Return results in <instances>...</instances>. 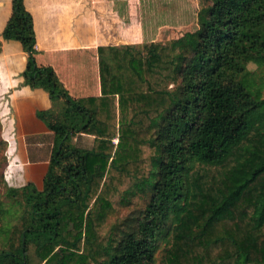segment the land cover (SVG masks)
Returning a JSON list of instances; mask_svg holds the SVG:
<instances>
[{
	"label": "trees",
	"instance_id": "trees-1",
	"mask_svg": "<svg viewBox=\"0 0 264 264\" xmlns=\"http://www.w3.org/2000/svg\"><path fill=\"white\" fill-rule=\"evenodd\" d=\"M198 2L196 31L145 46L146 64L153 73L159 62L169 67L173 86L160 90L157 114L147 111L148 173L109 198L116 100L75 99L52 66L39 65L32 15L25 0H13L3 37L29 53L23 84L68 107L65 120L48 122L55 145L43 189L12 187L0 175V264H157L161 239L168 244L161 264H264V96L247 67L264 63V0ZM129 53L124 82L111 80L120 84L119 105L126 94L147 96ZM78 133L95 134L94 146L72 143ZM148 195L124 232L110 224Z\"/></svg>",
	"mask_w": 264,
	"mask_h": 264
},
{
	"label": "crops",
	"instance_id": "crops-1",
	"mask_svg": "<svg viewBox=\"0 0 264 264\" xmlns=\"http://www.w3.org/2000/svg\"><path fill=\"white\" fill-rule=\"evenodd\" d=\"M25 7L33 18L37 63L52 66L75 99L119 100L120 84L111 80L124 82L127 48L156 43H143L142 0H25ZM12 14L13 0H0L4 175L9 186L33 184L43 189L55 145L48 122L65 120L68 105L63 97L52 99L47 90L23 84L29 53L20 41L3 37ZM95 142V134L78 133L72 138L82 148Z\"/></svg>",
	"mask_w": 264,
	"mask_h": 264
},
{
	"label": "rangeland",
	"instance_id": "rangeland-1",
	"mask_svg": "<svg viewBox=\"0 0 264 264\" xmlns=\"http://www.w3.org/2000/svg\"><path fill=\"white\" fill-rule=\"evenodd\" d=\"M199 10L200 5L198 0H142V11L143 16H145L143 43L155 41L165 44L168 40L177 38L186 32L196 31L199 28ZM150 47L153 49L152 45H150ZM129 49H131V54H127V59H129V57L131 59L133 58L132 65L136 63L139 66L137 67L138 70L143 72L141 75L146 77V80L143 82V88L141 89L147 92V96H143L145 100L138 101L133 98V96L129 99L128 97L130 96L126 94V102L124 101L119 105V101L116 100L114 107L116 109L111 111L113 112V114H111L113 118L111 117L109 119L110 122L111 120H117L116 125H119L117 123L119 122L121 126L115 129L113 128V130L118 133L114 138L110 137L106 131V136L107 138H112L111 144L114 147L113 151H111L112 157L107 163V175L104 179V182L110 180V182H108L110 194L106 196L109 198L116 192L119 193L126 190L124 187L129 181L148 173L152 154L149 149L148 140H146V138H148L146 137L148 128L145 127V124H147L149 118L147 111L151 109V116L157 114V104L155 106V102H157L158 96H160V90L164 89L165 86H167L168 89L173 86V83L169 82V78L166 77V75L170 73L169 67L166 69V67L159 62L162 68H158L156 72L153 73L154 70L149 62L146 64V61H144L142 54H147L148 47L138 45L134 50L128 47L127 50L129 51ZM157 49L166 59L165 49L161 46H158ZM247 67L252 72L251 75L254 78V80L251 78L252 87L256 89L260 88L264 96V63L257 64L250 62ZM146 69L149 70V72H147ZM3 100L4 99L0 100V139H3V116L1 114ZM116 113H120L119 119H115ZM109 133L113 134L112 132ZM121 141H124V143ZM131 142H133V144ZM5 152L6 146L0 145V175L4 174L6 167L7 160ZM115 188L120 190L115 191ZM6 191V187L2 186L1 192L2 198L4 199ZM148 201L149 195L146 197L139 196L134 198L129 206L119 209L118 215L111 218L110 224H115L117 226V231L124 232L128 228L130 218L140 215L141 210L146 207ZM1 242L2 240L0 239V248L2 247ZM167 246V241L161 239L160 249L157 253V264L162 263ZM103 260L104 258L101 259V262Z\"/></svg>",
	"mask_w": 264,
	"mask_h": 264
}]
</instances>
